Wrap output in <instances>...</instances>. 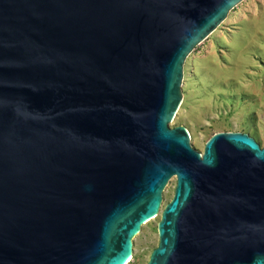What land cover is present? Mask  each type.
<instances>
[{"label": "water", "instance_id": "obj_1", "mask_svg": "<svg viewBox=\"0 0 264 264\" xmlns=\"http://www.w3.org/2000/svg\"><path fill=\"white\" fill-rule=\"evenodd\" d=\"M249 0H0V264H264V146L180 126L184 64Z\"/></svg>", "mask_w": 264, "mask_h": 264}, {"label": "rangeland", "instance_id": "obj_2", "mask_svg": "<svg viewBox=\"0 0 264 264\" xmlns=\"http://www.w3.org/2000/svg\"><path fill=\"white\" fill-rule=\"evenodd\" d=\"M184 127L204 152L217 133H244L264 146V0H249L186 59L182 103L171 129ZM177 179L163 190L161 210L133 240L129 264H147L159 244L158 224Z\"/></svg>", "mask_w": 264, "mask_h": 264}, {"label": "bare ground", "instance_id": "obj_3", "mask_svg": "<svg viewBox=\"0 0 264 264\" xmlns=\"http://www.w3.org/2000/svg\"><path fill=\"white\" fill-rule=\"evenodd\" d=\"M177 178V177H176Z\"/></svg>", "mask_w": 264, "mask_h": 264}]
</instances>
